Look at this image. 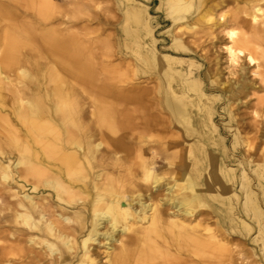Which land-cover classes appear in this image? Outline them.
I'll return each instance as SVG.
<instances>
[{"label": "bare ground", "instance_id": "bare-ground-1", "mask_svg": "<svg viewBox=\"0 0 264 264\" xmlns=\"http://www.w3.org/2000/svg\"><path fill=\"white\" fill-rule=\"evenodd\" d=\"M36 1L0 0V112L9 101L14 105L11 113L0 115L10 131L0 139L4 147L0 149V264H231L227 230L214 229L201 218L203 208L214 212L208 196L225 203L224 192L235 181L230 170L220 166L216 173L203 174L196 152L205 154V146L189 141L202 135L193 107L205 109L210 118L215 114L205 101L209 98L196 72H185L183 66L178 69L179 58L159 56L154 47L148 48L141 31L155 43L151 21L142 10H129L126 31L135 58L133 79L139 72L158 68L157 76L164 84L156 95L157 106L166 116L160 123L146 118L155 102L146 91H138L136 84L125 98L133 106L129 109L147 126L181 133L186 137L182 148L194 155L192 164L187 163L192 168L181 164L173 181H165L159 164L167 155L154 151L149 155L152 144L144 138L126 144L116 117L123 111L109 104L100 106L98 92L91 93L88 109L71 105L63 89L67 77L77 75L81 84L92 83L87 78L90 64L81 28L77 23L75 32L67 33V26L54 25L59 18H55L52 0H40L44 7L39 9ZM164 3L180 30H192L195 24L186 20L187 12L193 13L190 10H197L204 0H161ZM263 11L257 6L252 12L230 17L250 28L243 32L225 29L230 66L238 63L243 47L264 42ZM216 20L218 27L226 26L228 17L220 14ZM194 21L206 24L214 18L200 13ZM173 44L186 53L188 48L178 37ZM247 59L250 64L257 62L251 54ZM253 73L260 75L256 69ZM33 76L37 80L29 87L24 78ZM220 76L215 72L211 84L226 90L227 97L244 91L238 89L240 82H222ZM43 78L60 84L48 87ZM52 95L56 97L47 102ZM145 99L150 103L146 105ZM180 144L169 142L167 149ZM104 145L107 153L102 152ZM136 149L139 160H132ZM245 178L243 172L242 180ZM218 213L217 223L221 224L224 213L220 208ZM227 217L250 227L235 217L233 206Z\"/></svg>", "mask_w": 264, "mask_h": 264}, {"label": "rangeland", "instance_id": "rangeland-1", "mask_svg": "<svg viewBox=\"0 0 264 264\" xmlns=\"http://www.w3.org/2000/svg\"><path fill=\"white\" fill-rule=\"evenodd\" d=\"M40 2L37 0L35 4L38 9L44 7L40 5ZM52 4L55 18H59L54 25L67 26V33H73L79 23L82 41L89 57L90 72L87 78H91L92 83L81 84V77L77 75L67 77L68 82L64 83L63 89L68 94L69 102L75 107L81 104L88 109L93 98L91 93L98 92L99 97L97 98H99L100 106L109 104L123 111L118 114H121V117H116L119 118L121 126L119 133L125 136V143L129 144L133 138H144L152 144V148L147 149L149 155L153 151L167 155V158L159 164L165 181L172 182V176L181 170V164L189 162L192 164L194 155L189 156V152L184 147L182 148L186 137H182L181 133H167L160 126H147L129 109L133 106L125 98L136 84L138 91H146V94L149 93L148 96L152 98L150 101L155 102L153 108L149 110L151 114H148L146 118L152 123H160V119H164L165 115L157 106L160 100L156 95L159 94L164 84L157 76L159 75L158 68L146 74L139 72L136 80L133 79L135 58L129 48L130 40L126 31V27L129 26V10H133L134 7L136 10H142L145 18L151 21L156 42H152L145 30L141 31L148 48L154 47L159 56L170 54L179 58L180 62L176 63L178 69L183 66L185 72L189 69L196 72V77L203 82L205 93L210 99L205 97V101L212 105L215 114L213 118H210L205 109L201 111L193 107L192 115L202 135L191 137L189 141L205 146V154L196 152L202 160L199 168L204 170L203 174L216 173L217 167L220 166L225 170H230V175L235 181L229 186L227 190L229 193L224 192L226 193L225 203L208 196L214 212L210 208H203L205 212L201 218H205L206 223L214 229L222 227L223 230H227L226 235L230 242V255L228 256L233 259L228 262L231 264H264V100H262L264 98V79L262 80L264 78V42L258 40L260 42L256 45L243 47L244 54L240 55L235 66H230L228 63L225 50V45L229 43L225 29L250 31L249 27L230 20V17L241 11L252 12L257 6L264 10V0H204L197 10L193 8L190 10L193 13L187 12L186 20L189 24H195L192 30H183L184 28L180 30L179 23H173L168 15L167 5L161 4V0H52ZM200 13L209 14L214 18V22L206 24L203 21L195 22L194 18ZM220 14H226L228 17L226 26L218 27L216 19ZM260 26L264 30V17ZM177 37L188 48L186 53L177 50L173 44ZM253 45H261V47L258 48L259 50H252ZM248 54L256 58L255 65L250 64L247 59ZM166 63L168 64L169 61ZM255 69L259 70L260 75L253 73ZM199 71H201L200 75L197 74ZM215 72L221 73L219 78L222 82L232 84L240 82L238 89L244 91L237 92L232 98L227 97L226 90L223 91L211 84V78ZM38 76L39 80L40 74ZM24 79L25 82H30L29 87L37 80L34 76ZM42 80L48 87L60 84L57 80L47 78ZM41 81L39 83L44 86ZM25 90L29 89L25 88ZM34 96L36 97L37 94ZM53 96H48L47 102L51 103ZM144 103L147 105L150 102L145 99ZM13 106V103L9 101L0 115L11 113ZM138 107L141 108L139 105ZM14 117L12 114L11 118L14 119ZM214 125L217 131L214 130ZM17 126L21 128L23 125ZM179 129L184 131L181 126ZM236 130H238L239 137L234 134ZM9 134L7 121L0 118V139ZM172 141L181 144L177 148L167 149V143ZM2 147L0 144V149ZM107 149L104 145L102 152L107 153ZM136 153L137 149L132 155V160H139ZM187 166L192 168V165L187 164ZM243 172L246 173L244 180H242ZM242 182H244V187H242ZM247 192L250 195H246ZM246 196L248 199L244 209ZM229 206H233L235 217L249 224V229L236 219L232 220L227 217ZM219 208L224 213L221 217H225L221 224L217 223ZM229 230L231 234H228ZM254 237L256 240L253 241ZM117 244L116 242L115 246Z\"/></svg>", "mask_w": 264, "mask_h": 264}]
</instances>
